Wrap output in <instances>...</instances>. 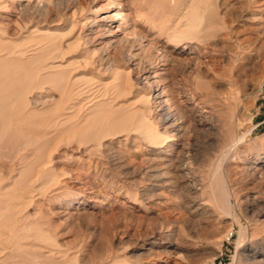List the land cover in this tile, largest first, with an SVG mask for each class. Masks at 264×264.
<instances>
[{
  "label": "rangeland",
  "instance_id": "374dc122",
  "mask_svg": "<svg viewBox=\"0 0 264 264\" xmlns=\"http://www.w3.org/2000/svg\"><path fill=\"white\" fill-rule=\"evenodd\" d=\"M188 2L0 0V60L30 71L6 90L18 97L5 100L3 114L10 103L36 111L39 132L32 129L50 159L45 178L31 170L22 188L11 183L18 150L0 152V194L18 186L15 202L29 199L20 210L25 222L10 226V242L22 245H9L4 264H264V0H212L196 42L174 45L169 35L185 24L176 25ZM51 64L58 78L49 83ZM91 111L105 113L109 127L81 144L67 138ZM165 111L172 126L161 120ZM63 116L67 129L42 126ZM149 121L159 135L147 141L136 130ZM22 148L18 157L32 155ZM35 230L41 240L30 236Z\"/></svg>",
  "mask_w": 264,
  "mask_h": 264
},
{
  "label": "bare ground",
  "instance_id": "6f19581e",
  "mask_svg": "<svg viewBox=\"0 0 264 264\" xmlns=\"http://www.w3.org/2000/svg\"><path fill=\"white\" fill-rule=\"evenodd\" d=\"M211 1L212 0H189V2L188 3H185V4H187L186 5V8H185V10H184V13H183V15H182V18H180V20L178 21V23H176V25L177 24H179L180 22H183L184 21V23L185 24H182L181 23V26L182 27H180V28H176L174 31H172V34H170L169 35V41L172 43V44H174V45H178V44H181V43H183V42H185V44L184 45H188V46H190L191 47V45L192 44H194L195 42H196V40L201 36L200 35V33H201V31H202V26H204V24H205V22H206V20H208L209 18H207V17H209L208 15H209V13H210V3H211ZM181 16V15H180ZM149 17V16H148ZM152 17V16H151ZM150 17V18H151ZM132 18H133V16H132ZM144 20V19H143ZM145 21H147V19H145ZM148 24H152L153 23V21L152 20H150V19H148ZM156 22V21H155ZM147 24V23H146ZM146 24H145V27H146ZM149 26H151V25H149ZM101 28V27H100ZM174 28H175V26H174ZM35 32V31H34ZM148 32V31H147ZM33 33V32H32ZM109 33V32H108ZM144 33V32H143ZM111 34H113L114 35V33H112L111 32ZM47 35V34H46ZM62 36H63V34H62ZM37 37H39V36H37ZM48 37V36H47ZM60 39V38H59ZM134 41V40H133ZM50 42V41H49ZM125 42V41H124ZM45 43V42H44ZM44 43H42V44H44ZM167 44V43H166ZM173 45V46H174ZM45 46V45H44ZM42 47V46H41ZM57 47V46H56ZM2 48V47H1ZM0 48V49H1ZM16 48V47H15ZM44 48V47H43ZM4 49V48H3ZM17 49V48H16ZM15 49V50H16ZM6 50V49H5ZM14 49H13V51H15ZM35 50V49H34ZM54 50V49H53ZM69 50V49H68ZM2 51V50H1ZM41 51V50H40ZM183 51V50H182ZM9 52V54H7V55H11L12 56V54H13V52L10 54V51H8ZM15 52H17V51H15ZM32 52V51H31ZM4 53V52H3ZM19 53V52H18ZM23 53V52H22ZM26 53H28V52H26ZM38 53V52H37ZM36 53V54H37ZM41 53V52H40ZM50 53H52L51 51H50ZM170 53V52H169ZM6 54V53H5ZM32 54V53H31ZM16 56H17V54H15ZM19 55V54H18ZM30 55V54H29ZM50 55V54H49ZM167 55V54H166ZM169 55V54H168ZM14 56V55H13ZM12 56V57H13ZM27 56V55H26ZM26 56H24V57H26ZM46 56H48V55H46ZM64 56V55H63ZM63 56H62V58H63ZM8 57H10V56H8ZM15 57V56H14ZM21 57V56H20ZM33 57V56H32ZM54 57V56H53ZM3 58V57H2ZM27 58V57H26ZM44 58V57H43ZM43 58H41L42 60H43ZM45 58H47V57H45ZM44 58V59H45ZM51 59H53L52 58V55H51V57H50ZM55 58V57H54ZM6 59V58H5ZM19 59V58H18ZM38 59V58H37ZM36 59V60H37ZM56 59V58H55ZM170 59V58H169ZM178 59V58H177ZM2 60V61H1ZM0 60V152L1 153H7V157H10V154L12 155V151H15L16 153H17V150H18V153H19V148L21 149L22 147H26V146H30L31 147V153H32V155L30 156V157H27L28 155H30V154H28V155H26V154H23V155H25V156H21V157H18V153L14 156V155H12V156H14L13 158H18V165H16V166H19L17 169H18V172H17V178H14V179H11L12 177H11V175H10V179L11 180H13L11 183H13V186H15L16 184L17 185H20V183H22V185H21V187L22 186H24L23 184L25 183L26 184V182L27 181H25V177H27L26 175H25V173H30V171L32 170V172L34 171V174L33 173H31V175L33 174V176H35V177H37V178H39V176H40V174L41 173H44V178H45V173L46 172H48L49 171V169H48V165H50V159L48 158L47 160H45L44 161V157L45 156H43V152H44V150L46 149V147H47V145H49V144H47L46 142H42L41 141V139H40V137H41V135H38V134H36L35 132H39L38 130H36V128L37 127H39V126H35L34 127V123H35V120H37L38 121V119H34V115H35V113H36V111L35 110H32V111H35V113L33 114V112H31V110H29L28 108H27V105H26V103H22V105H24V108H16V107H14V105L12 104V103H10L11 104V106H10V108H12V109H9V111H6L7 112V114H3V112H4V110H5V108L7 107L6 106V104H9V103H6V104H4L5 103V100H10V99H7V98H11L12 96H13V100H14V98H16V97H18L17 96V93L15 92L14 94H13V90H12V92H8V91H6L9 87H10V85H12V84H14V87L16 86V81L17 80H25V79H28L27 77L29 76V75H26L27 73H29L30 71H28V70H26V69H28V68H25L24 70V72H26L27 71V73L25 74L24 72V74H20V73H22V72H19V70H17V68L16 67H18V69H19V66H16L15 65V63L12 65V64H10V62H9V66H8V64H6V61H3V59H1ZM13 60V59H12ZM11 60V61H12ZM16 60V59H15ZM25 59H23V61H24ZM27 60V59H26ZM31 60V59H30ZM29 60V61H30ZM38 60H40V58L38 59ZM37 60V61H38ZM49 60V59H48ZM8 61H10V59H8ZM17 61V60H16ZM36 61V62H37ZM45 61V60H44ZM43 61V62H44ZM53 61V60H52ZM52 61H47V62H51L52 63ZM26 62V61H25ZM46 62V61H45ZM46 62V63H47ZM19 63V62H18ZM21 63V62H20ZM27 64H28V62H26ZM32 63V62H31ZM37 63H39V61L37 62ZM24 64V63H23ZM40 64H43L42 62H41V60H40ZM45 64V63H44ZM48 64V63H47ZM91 64V63H90ZM94 64V63H93ZM18 65V64H17ZM20 65V64H19ZM33 65H35V63L33 64ZM59 65V64H58ZM61 65V64H60ZM89 65V64H88ZM7 66V67H6ZM14 66H15V68H14ZM48 67V66H47ZM92 67V66H91ZM24 68V67H23ZM23 68L20 66V70L22 69L23 70ZM36 68V67H35ZM57 67L56 66H54L53 64H51L48 68H44L46 71H47V73L48 74H46L45 75V81L46 82H49V83H52V82H56L57 81V78H58V75H57V69H56ZM60 68H62V67H60ZM64 68V67H63ZM63 68H62V70L61 71H63ZM80 68V67H79ZM40 69H42V67L40 68ZM56 70V75H54V72H52V70ZM80 70V69H79ZM85 70V69H84ZM18 71V72H17ZM38 71H39V69H38ZM44 71V70H43ZM42 71V72H43ZM51 71V72H50ZM39 73H41V71H39ZM46 73V72H45ZM67 73V72H66ZM32 74V73H31ZM43 74V73H42ZM65 74V73H64ZM68 74V73H67ZM82 74V73H81ZM32 76H35L34 74L32 75ZM42 76V75H41ZM62 75H60V77H61ZM65 76H66V74H65ZM80 76V75H79ZM31 78V77H30ZM33 78V77H32ZM35 78H36V76H35ZM42 78V77H41ZM65 78V77H64ZM64 78H62V80L63 81H65L66 82V78L64 79ZM69 78H71V77H69ZM37 79V78H36ZM29 80V79H28ZM32 81H34V80H32ZM36 81V80H35ZM40 81H43V79H40ZM60 81H61V78H60ZM147 81V80H146ZM16 82V83H15ZM37 82V81H36ZM44 82V81H43ZM62 82V81H61ZM84 82V81H83ZM94 82V81H93ZM20 82H18L17 84H19ZM33 83V82H32ZM41 83V82H40ZM64 83V82H63ZM63 83H61V84H63ZM69 83V82H68ZM147 83V82H146ZM28 84V83H27ZM43 84H45V83H43ZM42 84V86H45V85H43ZM71 84H73V83H71ZM24 85H25V83H24ZM154 85V84H153ZM18 86V85H17ZM20 86V85H19ZM22 86V85H21ZM20 86V87H21ZM37 86H38V84H37ZM49 86V85H48ZM47 86V87H48ZM53 86V85H52ZM51 86V87H52ZM87 86V85H86ZM20 87H17L18 88V92L20 93V92H23V90L21 91L20 89ZM50 87V86H49ZM48 87V88H49ZM68 87V86H67ZM69 87H71V86H69ZM16 88V87H15ZM15 88H13L12 87V89H15ZM20 88V89H19ZM37 88V87H36ZM86 88V87H85ZM91 88H92V86H91ZM26 89V88H25ZM41 89H43V88H41ZM72 89V88H71ZM71 89H67V90H71ZM16 90V89H15ZM37 90H39V89H37ZM46 90V89H45ZM44 90V91H45ZM48 90V89H47ZM46 90V91H47ZM62 90H63V88H62ZM74 90V89H73ZM77 90V89H76ZM26 91V90H25ZM32 91V90H31ZM64 91V90H63ZM75 91V90H74ZM88 91V90H87ZM91 91V90H90ZM35 92V91H34ZM62 92V91H61ZM30 93V92H29ZM48 93V92H47ZM50 93V92H49ZM63 94H65V92H62ZM68 93V92H67ZM66 93V94H67ZM73 93V92H72ZM71 93V94H72ZM150 93V92H149ZM16 94V95H15ZM19 95H21V94H19ZM80 95H82V94H80ZM162 95V94H161ZM14 96H16V97H14ZM63 96V95H62ZM62 96H61V98H62ZM70 96V95H69ZM21 97H23V95H21ZM73 97V96H72ZM71 97V98H72ZM158 100V102H160V97H159V95H156V97H152V94H150V97H149V99H148V101L149 100H156V99ZM36 99V98H35ZM89 99V98H88ZM12 100V101H13ZM20 100H21V98H20ZM27 100V99H26ZM70 99H68L67 101H65L66 103L69 101ZM18 101V100H17ZM50 101V100H49ZM90 101V100H89ZM11 102V101H10ZM20 102V101H19ZM43 102V101H42ZM87 102V101H86ZM92 101H90V103H91ZM147 102V101H146ZM163 102V101H162ZM14 103V102H13ZM40 103H41V100H40ZM65 103V104H66ZM90 103L89 104H86V105H90ZM93 103V102H92ZM164 103V102H163ZM17 104H18V102H17ZM58 104V103H57ZM147 104V106H148V102L146 103ZM149 104H151L150 102H149ZM161 104V103H160ZM19 105H20V103H19ZM69 105H71V104H69ZM73 105V104H72ZM98 105V104H97ZM101 105V104H100ZM92 106H94V103H93V105ZM92 106H90V107H92ZM96 106V105H95ZM94 106V107H95ZM165 106V105H164ZM25 107H26V109H28V111H30L29 113H25ZM166 108V107H165ZM81 109H83V108H81ZM86 109V108H85ZM98 109H99V107H98ZM98 109H94V110H98ZM163 109V108H162ZM6 110H7V108H6ZM80 110V109H79ZM89 110V109H88ZM100 110V109H99ZM164 110V109H163ZM28 111H26V112H28ZM39 111V110H38ZM71 111H72V109H71ZM86 111V110H85ZM167 111V110H166ZM164 112L163 114H161L162 115V117H161V120L165 123V124H170L171 125V123H173L174 121H176V120H174V115H172V114H169V113H167V112ZM79 112V111H78ZM160 112V111H159ZM43 113V112H42ZM85 113V112H84ZM84 113H82L81 112V114H84ZM91 113H92V115H91V117L89 118V113H88V115L85 117V119L81 122L80 120V122L81 123H79L76 127L78 128L77 129V131H76V129H74L76 132L75 133H72V135H69L68 136V134L69 133H71V132H69V133H67L68 131L66 130V131H64V132H66L67 133V138H69V139H72V137H77L76 139H78V141L80 142V144H81V141H85V139H87V138H93V137H95L94 139H96L97 138V136H100L99 134L103 131V129H104V127L108 124V118H106L107 116L105 115V113H103V115L101 114V112L99 113V112H93V111H91ZM110 113V112H109ZM26 114V115H25ZM67 114H69V113H67ZM87 114V113H86ZM101 114V115H100ZM107 114V113H106ZM37 115V114H36ZM41 115V114H40ZM63 115H65V114H63ZM69 115H71V114H69ZM68 115V116H69ZM109 115H112V114H109ZM108 115V116H109ZM60 116H62V114L60 115ZM74 116H75V113H74V115L72 116L71 115V117L73 118V119H69V120H71V121H73L74 119H76L77 120V118H78V115L77 116H75V118H74ZM83 116H85V115H83ZM41 117V116H40ZM65 116H63V119L61 118V120H59V119H56L57 120V122H56V120H55V122H54V120L52 121V122H54V124H51V123H48L49 125H46V124H43L44 122H42V126L43 125H45V126H49V127H51L50 129H52L53 127H60V129H62L61 127H63V130L66 128L67 129V126L64 128V126L65 125H67L66 123H69V122H71V121H69V122H67L68 120V117H66V118H64ZM71 117H69V118H71ZM79 117H81V116H79ZM111 117H113V115L111 116ZM36 118V117H35ZM38 118V117H37ZM57 118H59V117H57ZM116 117L114 116L112 119H115ZM146 117H144L143 118V120L145 119ZM177 118V117H176ZM34 119V120H33ZM81 119V118H80ZM127 119V118H126ZM40 120H41V118H40ZM43 120V119H42ZM41 120V121H42ZM46 120V122L47 121H49L50 119H44L43 121H45ZM74 121V122H76V123H78L77 121ZM135 120V119H134ZM34 121V122H33ZM40 121V122H41ZM51 121V120H50ZM49 121V122H50ZM113 121V120H112ZM114 121H116V120H114ZM146 121V120H145ZM142 122V121H141ZM140 122V123H141ZM144 122V121H143ZM150 122V121H149ZM146 123V124H144L143 126H139L138 125V127H137V130L136 131H140L141 132V134L143 135V137H144V139H146L147 141L149 140L150 141V139L152 140V139H155V138H158V132L157 131H155V129H152L153 127L151 126L152 125V123L150 122V123ZM72 123V122H71ZM76 123H74V124H76ZM40 124V123H39ZM51 124V125H50ZM73 124V125H74ZM113 124V123H112ZM112 124H110V128L114 125H112ZM119 124H120V121H119ZM123 124V123H122ZM138 124H139V122H138ZM176 124V123H175ZM69 125V124H68ZM72 125V124H71ZM72 125V127H74ZM35 128H33V127ZM45 126L43 127V128H45ZM108 126V125H107ZM106 126V127H107ZM121 126V125H120ZM172 126V125H171ZM40 127H41V124H40ZM69 127H71V126H69ZM71 127V128H72ZM76 127H74V128H76ZM109 127V126H108ZM107 127V128H108ZM115 127V126H114ZM132 127V126H131ZM152 127V128H151ZM36 130L35 132H33L34 130ZM43 128H41L40 130H42ZM48 128V127H47ZM109 128V129H110ZM174 128V127H173ZM30 129L32 130L31 132H30ZM49 129V128H48ZM55 129V128H54ZM53 129V130H54ZM59 129V128H58ZM56 130V131H60V130ZM69 129V128H68ZM106 129V128H105ZM113 129H115V128H113L112 127V130ZM135 129H136V127H135ZM45 130V129H44ZM63 130H61L62 132H63ZM108 130V129H107ZM119 130V129H118ZM43 131V130H42ZM42 131H40V134H41V132ZM55 131V132H56ZM106 131V130H105ZM104 131V132H105ZM44 132V131H43ZM43 132H42V134H43ZM45 132L47 133V135H49V133L50 132H52V131H46L45 130ZM44 132V133H45ZM49 132V133H48ZM73 132V131H72ZM59 133V132H58ZM66 133H63L64 135H66ZM60 135H61V132L59 133ZM45 135V134H44ZM53 135V134H52ZM51 135V136H52ZM107 135L108 134H106V137H107ZM110 135H111V133H110ZM42 137H43V135H42ZM54 137V136H53ZM57 137H58V135H57ZM56 137V138H57ZM64 138H65V136H63ZM61 138H62V136H61ZM74 138H73V140H74ZM99 138V137H98ZM168 137H164L163 138V140H161V142H163V144H165L166 145V139H167ZM44 139V138H43ZM51 139H52V137H51ZM60 139V138H59ZM94 139L92 140V141H94ZM162 139V138H161ZM56 140H58V139H56ZM63 140V139H62ZM67 140V139H66ZM169 141H171V139L169 140ZM50 142V141H49ZM67 142V141H66ZM88 142V141H87ZM94 142H96V141H94ZM152 142H154V141H152ZM160 142V141H159ZM158 142V143H159ZM168 142V141H167ZM175 142V141H174ZM155 143V142H154ZM51 144V143H50ZM67 144V143H66ZM84 144V143H83ZM157 144V143H156ZM101 145V144H100ZM158 145V144H157ZM54 146V145H53ZM53 146L51 147V148H53ZM170 147H172V146H170ZM28 148V147H27ZM54 148H55V146H54ZM78 148V147H77ZM169 148V147H168ZM23 149V148H22ZM79 149V148H78ZM24 150V149H23ZM23 150H21L22 152H23ZM30 150V149H29ZM50 150V149H49ZM48 150V151H49ZM85 150H86V148H85ZM53 151V150H52ZM28 152V151H27ZM46 152H47V150H46ZM87 152V151H86ZM53 153V152H52ZM51 152H50V154L49 155H51L52 154ZM84 153V152H83ZM14 154V153H13ZM20 154V153H19ZM48 154V153H47ZM54 154H55V152H54ZM48 155V156H49ZM20 156V155H19ZM47 156V157H48ZM46 157V158H47ZM51 157V156H50ZM2 158V157H1ZM3 159V158H2ZM5 160H7V159H5ZM11 161H12V159H10ZM9 160V162H11ZM17 160V159H16ZM51 160H52V158H51ZM14 161H15V159H14ZM8 162V161H7ZM13 163V162H12ZM11 163V164H12ZM17 162H15V164H16ZM9 165H8V167L10 166V163H8ZM15 164H14V166H15ZM7 166V165H6ZM5 166V167H6ZM11 169H12V166L10 167ZM4 169V168H3ZM9 169V168H8ZM51 169V168H50ZM10 170V169H9ZM13 170V169H12ZM16 170V169H15ZM29 171V172H28ZM9 172H11V174H12V171H9ZM14 173V172H13ZM25 176V177H24ZM5 177V176H4ZM14 177V176H13ZM16 177V176H15ZM61 177V176H60ZM41 178H42V176H41ZM59 178V177H58ZM9 179V180H10ZM24 179V180H23ZM27 179V178H26ZM43 179V178H42ZM49 179V178H48ZM37 180H39V179H37ZM2 180L0 179V182H1ZM22 181H25L24 183L22 182ZM32 182V181H31ZM36 182V181H35ZM38 182V181H37ZM36 182V183H37ZM57 182V181H56ZM47 183H48V181H47ZM1 184V183H0ZM27 184H29V183H27ZM34 184V183H33ZM11 185V184H10ZM43 185H44V183H43ZM46 185V184H45ZM47 185H49V184H47ZM59 185V184H58ZM5 186H7V185H5ZM5 186H4V188H5ZM51 186V185H50ZM18 187V186H17ZM17 187H15L14 189L15 190H13L12 189V187L10 186L8 189H5L4 190V192L2 191L1 193L2 194H0V230H2V232L0 231V241H2V242H0V264H4V263H7L8 261L7 260H9V258L11 257V255L9 254H7V252H6V250L12 245V243H14L13 244V248L15 247V249L16 248H18V250H19V248L21 247V245L22 244H19L14 238H13V240H12V242H10V239H11V237H10V234H12V233H14V231L15 230H13V229H17V227L15 226V223H16V221L18 220L17 218H19L20 220H22L21 218H20V215H21V212H25V211H20L21 209H22V207L24 206V204H26V200H29L28 198H24L23 196H21L20 198H21V202L20 203H17V202H15V201H17V199L16 198H18L19 196L17 195V190L18 189H16ZM3 188V186H2V190L4 189ZM23 188V187H22ZM26 188V187H25ZM24 188V189H25ZM28 188V187H27ZM35 189V188H34ZM49 189V188H48ZM19 190H21L20 188H19ZM1 191V190H0ZM22 191V190H21ZM39 191V190H38ZM47 191V190H46ZM57 191V190H56ZM23 192V194H24V191H22ZM45 192V191H44ZM31 193V192H30ZM33 194V193H32ZM40 194V193H39ZM21 195V194H20ZM28 195V194H27ZM30 195V194H29ZM35 196V195H34ZM51 196V195H50ZM22 197H23V199H22ZM29 197V196H28ZM36 197V196H35ZM40 197V196H39ZM32 198V197H31ZM30 198V199H31ZM43 198V197H42ZM20 200V199H19ZM33 201H34V199H33ZM33 203V202H32ZM38 203V202H37ZM31 204V203H30ZM35 205V204H34ZM26 216V215H25ZM22 217V216H21ZM23 219H24V217H22ZM22 221H24V220H22ZM25 222V221H24ZM27 222V221H26ZM18 223V222H17ZM16 223V224H17ZM29 223V222H28ZM14 224V227L15 228H13L12 230L13 231H11L10 230V226H12ZM19 224V223H18ZM38 224V223H37ZM27 225L28 224H26L25 226L27 227ZM20 226V225H19ZM18 226V227H19ZM23 226V225H22ZM23 228H25L24 226H23ZM23 228H21V226H20V228H19V231H21V233H22V230H23V232H24V230L25 229H23ZM28 228V227H27ZM21 229V230H20ZM46 229V228H45ZM31 230V229H30ZM28 232V231H27ZM26 232V233H27ZM20 233V234H21ZM19 234V235H20ZM23 234H25V233H23ZM18 235V234H17ZM26 235V234H25ZM20 236H22V234L20 235ZM31 237H33L36 241H38L37 239H40L41 238V236H40V234L35 230L34 232H33V234H31L30 235ZM50 236V235H49ZM18 237V236H17ZM26 237H28V236H26ZM25 237V240L27 239ZM10 238V239H9ZM33 238H31V240L33 239ZM48 238V237H47ZM51 238V237H50ZM9 240V241H8ZM28 240V239H27ZM26 240V241H27ZM41 240V239H40ZM50 240V239H49ZM48 240V241H49ZM14 241V242H13ZM19 241V240H18ZM29 241V240H28ZM22 242V241H21ZM24 242V241H23ZM30 242V241H29ZM34 242V241H33ZM50 242V241H49ZM26 243V242H25ZM25 243H23V244H25ZM35 243V242H34ZM34 243H27L26 244V246L29 244H31V245H33V246H35V244ZM37 243H39V242H37ZM240 243V240H239V242H238V244ZM10 245V246H9ZM30 245V246H31ZM38 245H40V244H38ZM43 245V244H42ZM45 245V244H44ZM44 245H43V249L45 248L46 249V246L44 247ZM47 245V244H46ZM33 246H32V249H33ZM48 246H50V245H48ZM25 247V246H24ZM39 247V246H38ZM52 246H50V248H51ZM31 248V247H30ZM56 248V247H55ZM10 249V248H9ZM31 249V250H32ZM17 250V249H16ZM53 250H55V249H53ZM58 250V249H57ZM7 251H10V250H7ZM21 252H23V253H25L23 250H21ZM28 251L26 250V253H27ZM31 252V251H30ZM33 252V251H32ZM61 252V251H60ZM59 252V253H60ZM29 253V252H28ZM35 253H37V252H35ZM44 253V252H43ZM46 253H48L50 256L52 255L53 256V251L51 252V249H49V252H47L46 251ZM56 253H58V252H56ZM58 253V254H59ZM18 254H19V252H18ZM61 254V253H60ZM14 255V254H13ZM26 255V254H25ZM29 255V254H28ZM45 256V255H44ZM17 257L18 256H16V259H17ZM28 257V256H27ZM36 257H38V256H36ZM56 257H57V255H56ZM63 257V256H62ZM30 258H32V257H30ZM35 258V257H34ZM33 258V259H34ZM42 258V257H41ZM44 258V257H43ZM46 258V257H45ZM49 258V257H48ZM48 258H47V260H48ZM58 258V257H57ZM60 258V257H59ZM66 258V257H65ZM15 259V258H14ZM23 259H24V257H23ZM26 259V258H25ZM37 259H39V258H37ZM46 260V259H45ZM55 260H56V258H55ZM57 260H59V259H57ZM56 260V261H57ZM53 261H54V258H53ZM66 261V260H65ZM74 261V260H73ZM14 262V261H13ZM23 262V261H22ZM52 262V261H51ZM67 262H69V261H67ZM9 263V262H8ZM57 263V262H56ZM56 263H54V264H56ZM66 263V262H65ZM257 263V262H256ZM15 264H16V262H15ZM19 264V263H18ZM21 264V263H20ZM24 264H26L25 262H24ZM29 264V263H28ZM32 264V263H31ZM48 264V263H47ZM69 264H71V263H69Z\"/></svg>",
  "mask_w": 264,
  "mask_h": 264
},
{
  "label": "built area",
  "instance_id": "2783aa9c",
  "mask_svg": "<svg viewBox=\"0 0 264 264\" xmlns=\"http://www.w3.org/2000/svg\"><path fill=\"white\" fill-rule=\"evenodd\" d=\"M260 93H264V80L261 82L259 87ZM210 264H223L221 260L215 259Z\"/></svg>",
  "mask_w": 264,
  "mask_h": 264
}]
</instances>
